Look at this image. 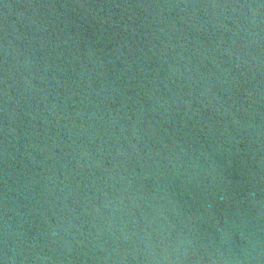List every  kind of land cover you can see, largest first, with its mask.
Wrapping results in <instances>:
<instances>
[{
    "label": "water",
    "instance_id": "obj_1",
    "mask_svg": "<svg viewBox=\"0 0 264 264\" xmlns=\"http://www.w3.org/2000/svg\"><path fill=\"white\" fill-rule=\"evenodd\" d=\"M0 264H264V0H0Z\"/></svg>",
    "mask_w": 264,
    "mask_h": 264
},
{
    "label": "clouds",
    "instance_id": "obj_2",
    "mask_svg": "<svg viewBox=\"0 0 264 264\" xmlns=\"http://www.w3.org/2000/svg\"><path fill=\"white\" fill-rule=\"evenodd\" d=\"M5 259L7 260V257H5Z\"/></svg>",
    "mask_w": 264,
    "mask_h": 264
}]
</instances>
